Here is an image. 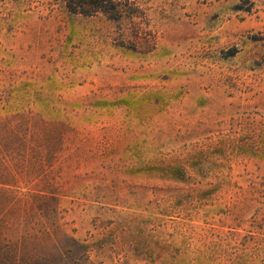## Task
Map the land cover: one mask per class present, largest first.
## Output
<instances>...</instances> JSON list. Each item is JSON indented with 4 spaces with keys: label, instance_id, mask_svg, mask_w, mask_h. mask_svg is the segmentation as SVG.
Wrapping results in <instances>:
<instances>
[{
    "label": "rangeland",
    "instance_id": "374dc122",
    "mask_svg": "<svg viewBox=\"0 0 264 264\" xmlns=\"http://www.w3.org/2000/svg\"><path fill=\"white\" fill-rule=\"evenodd\" d=\"M86 1L0 0V182L53 194L42 264H264V0Z\"/></svg>",
    "mask_w": 264,
    "mask_h": 264
},
{
    "label": "trees",
    "instance_id": "16d2710c",
    "mask_svg": "<svg viewBox=\"0 0 264 264\" xmlns=\"http://www.w3.org/2000/svg\"><path fill=\"white\" fill-rule=\"evenodd\" d=\"M66 3L70 11L77 13L84 11L88 5L86 0H61ZM92 0L93 7L101 6L106 9L112 6V0ZM114 6V5H113ZM21 117V114H17ZM26 124V138L32 139L36 131L29 119L22 118ZM24 125L21 121L20 127ZM8 135H19L15 129H11L6 121L0 122V177L6 179L15 178L17 173L6 172L3 158L4 141ZM17 150V149H16ZM26 192L18 187L0 182V264H42V260L49 253H58L56 236L64 235L56 223L55 206L51 192L42 193ZM36 199V200H35ZM69 239L75 242L73 239ZM59 255L61 253L59 252ZM63 259V256H61ZM48 263V259H45Z\"/></svg>",
    "mask_w": 264,
    "mask_h": 264
}]
</instances>
